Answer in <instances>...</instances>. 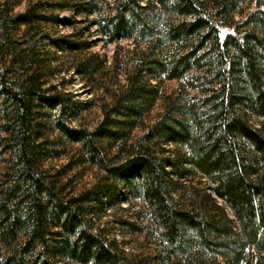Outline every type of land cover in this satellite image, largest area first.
<instances>
[{
	"label": "trees",
	"instance_id": "trees-1",
	"mask_svg": "<svg viewBox=\"0 0 264 264\" xmlns=\"http://www.w3.org/2000/svg\"><path fill=\"white\" fill-rule=\"evenodd\" d=\"M242 2L0 0L3 264H264V0ZM97 39L135 46L125 85L89 129L75 123L90 102L55 80L48 47L91 78L105 60L81 55ZM172 80L183 93L162 92ZM56 141L77 146L70 169L44 167L66 152ZM81 167L98 178L71 191L65 176ZM108 207L135 209L115 223L148 232L153 251L109 238Z\"/></svg>",
	"mask_w": 264,
	"mask_h": 264
},
{
	"label": "rangeland",
	"instance_id": "rangeland-1",
	"mask_svg": "<svg viewBox=\"0 0 264 264\" xmlns=\"http://www.w3.org/2000/svg\"><path fill=\"white\" fill-rule=\"evenodd\" d=\"M250 0H244L239 6V11H244ZM25 2H22L18 7L19 10L24 9ZM63 16L70 17L72 13L70 11H63ZM240 17L239 14L236 15V19ZM82 25H78L80 28ZM47 31L50 33H60L69 34L73 32V29L68 27H58L53 28L51 25L47 26ZM95 36V34H94ZM89 36L86 34L88 40H93L96 36ZM92 47L82 53V57H87L88 55H98L100 59L105 60L103 68L95 76L91 78H86L78 74L73 70V56L61 55L59 62H56V57L53 56L54 51L48 47L50 50V57L52 61V66H59L61 71L56 81L62 83V87L73 94L74 98L81 103L90 102L88 108H81L80 119L75 124L77 126L93 128L102 118V105L112 100L115 93L119 92L126 83V69L129 65V53L133 50L135 44L133 40H124L120 43H108L104 40H95L92 43ZM55 55V54H54ZM58 59V58H57ZM183 80H172L165 81L162 84V92L165 95H174L182 92L184 88ZM183 93V92H182ZM190 95H195V91L191 88L188 90ZM161 104H158L155 110L152 112V116L155 117L161 111ZM51 139H58L59 136L55 132L50 135ZM58 150L64 151L65 154L61 157H48L44 161V167L50 171H56L60 169H70L67 164L72 159L77 157V146L68 145L66 148V143L63 141H56L53 145ZM73 169V168H72ZM69 172L65 179L71 178V191L79 192L87 187H89L97 178L98 172L94 168L81 167L74 168ZM82 169V170H78ZM123 207H130L128 203L124 202ZM135 209H131L129 212H120L118 210L114 211V208L107 209L105 216L102 218L101 226L105 228V233L109 238H116L122 242L128 253H132L134 250L140 249L145 252H152L155 248V243L153 238L148 235V232L139 233L137 235H130L127 231L120 229L115 220L123 216H133ZM0 264L2 259L0 258Z\"/></svg>",
	"mask_w": 264,
	"mask_h": 264
}]
</instances>
